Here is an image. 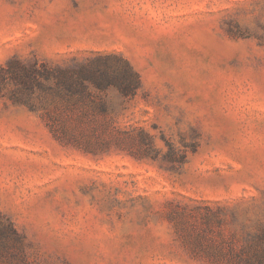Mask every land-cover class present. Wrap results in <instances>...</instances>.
<instances>
[{"label":"rangeland","instance_id":"374dc122","mask_svg":"<svg viewBox=\"0 0 264 264\" xmlns=\"http://www.w3.org/2000/svg\"><path fill=\"white\" fill-rule=\"evenodd\" d=\"M106 55L135 95L13 75ZM0 214L23 240L0 264L264 250V0H0Z\"/></svg>","mask_w":264,"mask_h":264},{"label":"trees","instance_id":"16d2710c","mask_svg":"<svg viewBox=\"0 0 264 264\" xmlns=\"http://www.w3.org/2000/svg\"><path fill=\"white\" fill-rule=\"evenodd\" d=\"M13 75L30 92L34 85L47 82V90L51 94L66 100L90 94L91 88L100 92L117 88L124 96H133L140 88V78L130 64L122 58L107 55L98 56L88 62H77L65 68L49 69L44 66L40 70L35 66L21 65L19 73ZM22 241L13 223L0 214V256H13V248L22 245ZM244 263L264 264V250L260 248L248 254Z\"/></svg>","mask_w":264,"mask_h":264}]
</instances>
